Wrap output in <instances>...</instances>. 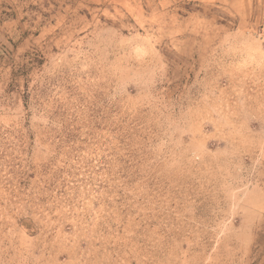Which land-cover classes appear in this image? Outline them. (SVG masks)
Listing matches in <instances>:
<instances>
[{
    "label": "rangeland",
    "instance_id": "obj_1",
    "mask_svg": "<svg viewBox=\"0 0 264 264\" xmlns=\"http://www.w3.org/2000/svg\"><path fill=\"white\" fill-rule=\"evenodd\" d=\"M0 264H264V0H0Z\"/></svg>",
    "mask_w": 264,
    "mask_h": 264
}]
</instances>
